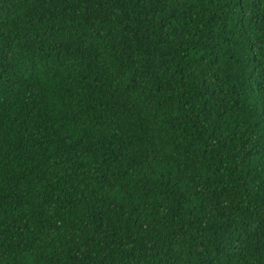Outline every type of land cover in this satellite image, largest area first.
I'll return each mask as SVG.
<instances>
[{
    "label": "trees",
    "instance_id": "obj_1",
    "mask_svg": "<svg viewBox=\"0 0 264 264\" xmlns=\"http://www.w3.org/2000/svg\"><path fill=\"white\" fill-rule=\"evenodd\" d=\"M0 264H264V0H0Z\"/></svg>",
    "mask_w": 264,
    "mask_h": 264
}]
</instances>
